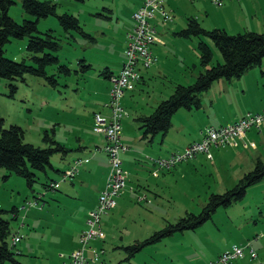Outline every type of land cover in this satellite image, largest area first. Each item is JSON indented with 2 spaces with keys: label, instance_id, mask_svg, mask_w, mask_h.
<instances>
[{
  "label": "rangeland",
  "instance_id": "obj_1",
  "mask_svg": "<svg viewBox=\"0 0 264 264\" xmlns=\"http://www.w3.org/2000/svg\"><path fill=\"white\" fill-rule=\"evenodd\" d=\"M53 1L57 4L56 14L69 12L77 15L80 25L94 36V40L78 29L66 31L55 14L40 17L37 21L38 30L43 32L51 28L60 37L62 45L55 53L60 63H66L71 72H58L56 86L48 83L43 76L28 72L17 79L1 78L0 116L3 118V126L16 123L23 128L24 141L46 146L48 142L43 136L47 131L65 144L68 148L67 156L61 158L60 152H56L50 157L54 166L65 170L72 164V161H68L71 155L84 154L77 149L79 136L86 143L91 137L105 138L102 132L93 129L94 115L98 112L93 113V110L109 97L110 79L102 71L106 65L114 72L119 71V60L124 56L128 32L133 25L131 13L140 0ZM230 2L234 8L227 7ZM163 6L172 18L164 21L159 10L154 12L151 22L156 27L160 41L150 46L152 54L157 55L156 60L162 63L163 72L150 75L144 73L142 81H137L132 89L124 90L123 117L129 122L126 123L123 119L125 129L138 130L135 118L137 115L152 111L157 102L172 93L178 82L192 83L199 71L222 61L221 53L210 37L202 36L212 50L210 63L203 66L197 46L199 36L182 37L174 33L185 25L187 17L195 16L203 27H223L231 34L247 30L264 31V0H226L221 6L211 0H165ZM8 12L19 22L23 18L33 17L24 11L21 0H14ZM27 39V36L11 38L4 44L3 54L34 64V52L26 48ZM152 46L161 50L158 52ZM83 57L92 64V68L81 75L75 70H80L79 59ZM156 60L150 67H145L147 71H152L150 68H154ZM56 70L55 64L46 66L47 74ZM144 71L140 65L139 72ZM9 82L16 84L12 94ZM219 82H225L229 89V95L219 96L214 104L215 111L219 114L231 117L248 110H264V56L261 63L249 67L239 77H220L214 80L212 93L218 89ZM91 89L96 91L94 95L98 94L97 98L100 97L102 101L93 100L94 95L89 96ZM222 89L221 92L226 91L225 88ZM124 128L122 126L121 133ZM176 129L169 128L163 143L160 141L161 132L155 134L152 141H146L147 150L153 153L147 155L156 159L166 158L171 152H182L174 144L167 146L168 142L177 137ZM245 134L248 137L243 139ZM245 134L241 140L237 139L240 141L238 143L220 145L219 148L212 146L209 149L210 156L198 152L178 161L171 169L159 167L158 174H154L149 158L139 156V159L133 160V164L141 166L134 165L133 170L127 166L126 186L116 196L115 206L101 217L105 235L89 242L97 251L102 250L96 263L89 264H99L101 258L104 264H202L215 258L216 250L230 247L232 243H248L244 255L235 258L232 264H264V178L248 185L240 199L227 206H219L211 217L194 229L175 231L156 242L144 245L129 259L125 258V245L149 236L186 212L197 213L210 193L222 192L233 186L245 172L254 167L257 157L264 160V122L249 128ZM45 170H35L36 179L30 187L23 176L8 173L5 168L0 167V208L5 210L0 212V217L10 221V244L13 234L20 235V240L14 246L16 251H23L22 254H16L18 259L34 264H68L70 252L80 247L78 238L81 231L75 243L69 241V215L77 224L82 221L80 215H77L81 209H75L81 197L71 195L70 199L76 201L46 204L41 210L42 201L35 199V196L38 193L48 196L52 193L55 196L64 194L66 192L63 187L80 186L82 181V186L85 187L99 181L100 176H93L92 181L80 178V174L76 173L69 178L73 181L71 184L69 179L60 181L61 170L57 171L50 166H46ZM52 179L59 181L61 187L52 189L42 184L44 181L50 183ZM13 206L17 207L14 212L11 210ZM46 213H50L51 218L39 217ZM87 216L85 213L83 217L85 228ZM251 249L256 253L257 260L250 255ZM85 254L91 256L88 249ZM3 264L11 263L5 261Z\"/></svg>",
  "mask_w": 264,
  "mask_h": 264
},
{
  "label": "trees",
  "instance_id": "obj_2",
  "mask_svg": "<svg viewBox=\"0 0 264 264\" xmlns=\"http://www.w3.org/2000/svg\"><path fill=\"white\" fill-rule=\"evenodd\" d=\"M13 2L14 0H0V79H17L28 72L43 76L48 83L56 86L58 83L56 74H59L58 72L69 74L71 69L66 63H60L55 53L62 45L60 37L56 36L51 28L40 32L37 28L38 19L49 14H55L60 25L66 31L72 28L78 29L90 39H93L92 34L83 29L77 15L69 12L56 14L57 4L53 0H21L24 11L33 16L23 18L21 22L15 20L8 12ZM174 33L182 37L199 36L197 46L200 63L203 66L210 63L212 50L202 36L210 37L220 51L222 61H217L205 67L203 71H199L192 83L175 84L172 93L159 101L150 113L138 116L139 127L142 129V136L144 137H151L157 132L164 133L170 126L171 115L179 107L198 106L200 93L206 90L215 79L239 77L249 67L261 63L264 56V31L247 30L231 34L223 27H203L195 16H189L186 18L185 25ZM24 36L28 37L26 48L34 52L32 54L34 64H28L23 59L9 58L3 54V46L6 42L10 41L11 38ZM38 52L41 54H36ZM79 61H81L80 70L75 71L80 72L81 75L92 68L91 63L87 62L84 57L80 58ZM50 64H55L57 70L47 74L46 66ZM102 73L108 78L113 72L104 69ZM9 86L10 94H12L16 89V84L9 82ZM106 109L108 112L107 107ZM23 133V128L16 123H11L7 127L3 126V118L0 116V167L5 168L8 173L14 172L23 176L28 185L32 187L36 179L35 170H45L46 166H51L50 157L52 154L60 152L63 155L68 151V148L47 131L43 136L44 140L48 142L46 146L24 141ZM262 178H264V160L257 157L254 167L245 172L233 186L222 192L210 193L197 213L186 212L176 221L167 223L149 236L143 239H135L125 245L126 258L134 255L144 245L156 242L175 231L194 229L211 217L219 206H227L240 199L245 194L248 185ZM42 184L50 187L47 181ZM16 209L17 207L13 206L11 210L14 212ZM2 211L5 210L0 208V212ZM10 233L9 219L0 217V264L5 261H9L11 264H26L16 257L18 251L14 249L15 244L8 242ZM253 258L257 260V256Z\"/></svg>",
  "mask_w": 264,
  "mask_h": 264
},
{
  "label": "built area",
  "instance_id": "obj_3",
  "mask_svg": "<svg viewBox=\"0 0 264 264\" xmlns=\"http://www.w3.org/2000/svg\"><path fill=\"white\" fill-rule=\"evenodd\" d=\"M214 4L221 6L226 0H211ZM164 0H142L131 14L133 25L128 32L126 46L124 48V61L119 71L109 75L110 86L108 100L105 106L108 108L106 114L97 112L94 115L95 123L93 129L102 132L106 142L101 149L106 152L110 168L106 177L105 185L100 190L95 206L88 210L86 228L83 229L78 238L80 247L73 249L69 254L68 264H88L89 260H98L100 252L92 248L89 242L92 239H101L105 233L101 226V216L116 204V196L126 186L127 172L122 166L120 153L126 149L121 140V120L125 114L121 98L124 90L132 89L140 78V65L149 66L156 60V56L150 50L151 44L159 42L156 27L151 22L154 12L159 10L164 21L170 20L172 15L164 8ZM264 122L263 111H246L234 121L220 124L218 126L208 125L203 129L202 137L188 143L182 152L171 153L168 157H158L154 162L158 167L170 168L182 159L189 158L198 152L207 153L212 146H222L228 143H236L246 131ZM87 161L85 157H76L72 164L61 173L60 181L74 176L79 168ZM59 181L53 179L49 186L57 187ZM20 239L17 233L12 236V244ZM247 244L234 243L229 248L222 250L215 258L202 264H232V261L243 255ZM92 248L91 257L85 254L86 249ZM252 257L256 253L251 249ZM253 264V263H251Z\"/></svg>",
  "mask_w": 264,
  "mask_h": 264
},
{
  "label": "crops",
  "instance_id": "obj_4",
  "mask_svg": "<svg viewBox=\"0 0 264 264\" xmlns=\"http://www.w3.org/2000/svg\"><path fill=\"white\" fill-rule=\"evenodd\" d=\"M141 2H142V0L139 1V3L134 7V9L137 6H139L141 4ZM164 2H165V0H164ZM229 6H230V8H234L233 5L231 4V2H230V4L227 7H229ZM185 23H186V21H185ZM92 40H94V36H93ZM151 48L155 49L158 52L161 50L159 47L155 48L154 46H152ZM156 59H157V57H156ZM123 61H124V56H122L121 60H119L120 65L118 67V70L122 66ZM91 66H92V64H91ZM153 66H154V68L153 67H152V69L150 68V70H152L150 72L147 71V69L145 67H142L143 69H145V71L144 72H140V78L138 79V81H142L143 80V74L144 73L150 75V74H154L155 72H158V73L159 72H163V68H162V63L161 62L157 61L156 63L153 64ZM105 69H109L110 72H114V70L109 65H106ZM114 73H116V72H114ZM218 81H220V80H218ZM213 87H214V84L212 82L210 84V86L206 90H204V91H202L200 93V104L198 106H196V107L195 106L194 107L193 106L192 107H184V108H180L179 107L178 109H176V111H174L173 114L176 115V116H173V114L171 115L170 126L168 127V129L164 133H161L162 136L160 138V141L162 143L164 142L165 136H166L167 131L169 130V128L175 127V128H177L176 129L177 130V133H176L177 137L172 139L170 142H168L167 146H169L171 144H174L175 148H177L179 150L180 149L183 150L184 147L188 143L193 142V141H197V140H199L202 137L203 129L206 126H208V125L218 126V125L223 124V123L231 122V121L236 120L237 118H239L241 115L244 114V113H240L241 115L237 114L235 116L232 115L231 117H226V115L219 114L217 111H215V105L214 104L217 103L219 96H222L224 94H227V96H228L229 95L228 94L229 89L227 88V85H225V82H219V84L217 86L218 89H216V91L214 93L211 92V89ZM222 88H225L226 91L221 92ZM94 94H96V91H94V89H91V94L89 93V96L90 95H94ZM97 95L96 96L94 95L92 97V98L95 97L93 100H96V99L98 100L99 99L100 101H102V99H100V97L97 98ZM122 100L123 99L121 98V102H122ZM106 101L107 100L104 99L103 103L100 102L99 106L97 108L95 107V109L93 110V113L95 111H100L102 113L103 112H107V109L105 107V102ZM89 103H91V102H89ZM181 109H182V112H179V110H181ZM176 113H178V114H176ZM146 114H148V113H141V114L137 115L135 118L138 121V119H137L138 116L146 115ZM123 119H124V121H126V123H129L127 118L123 117L122 120H121V130H122V126L124 128ZM139 124H140V122L138 121V125H137V129L138 130H136V128H134V130L133 129H125L124 128L123 133H121V140L126 145V149L121 151L120 158H121V161H122V166L127 172V178H128V171H127L128 167L127 166L132 167V168H130L132 170L134 169V165L141 166V164H133L132 163L133 160L139 159L140 158L139 156H142L144 158H149L151 160V163L153 164V167H152L153 169L152 170L154 171V174H158V171L160 169L157 166V164H155L154 159L152 157H149V155H147V154L151 155L153 153L149 152V150H147L148 149V144L146 142V141H152L153 138H154V135L159 133V132L155 133L151 137H144V136H142V129L139 127ZM126 125L127 124H125V127H126ZM130 130H132V131L129 132ZM245 135L246 136H244L243 139H246L248 137V134H245ZM249 137H252V135L249 134ZM241 139L242 138H240V140ZM105 142H106V140H105V138L103 136L102 137L98 136L97 139H94V138L91 137L89 139L88 143H86V141L84 139H81V137L79 136L77 149L79 150V152L80 151L84 152V154L80 155L81 153H76L75 155H71V157L68 159V161L71 162L75 157L81 156V157L87 158L86 163L83 164L80 167V169L78 170L77 173L80 174V178L82 177V178L89 179V180H92L93 176L99 175L100 176V180L99 181H97L95 183H90L88 185H85V187L82 186L83 181L80 184V186L73 185V186H69V188L63 187V189H64V191L66 193L57 194L56 196H55L54 193H52V195H50V196H48L47 194L44 195V193H40V194L38 193V196H35V199H37V200L40 199L42 201V203L40 204L42 206L41 210L44 208V206L46 204L51 205V203H56L57 204V203L62 202V201H64L65 203L71 202V201L72 202L76 201L75 199H70L72 197L71 195H75V196L79 195L81 197V199H79V203L77 204L75 209L76 210H80L81 209V211H79V214H77V215H80L82 221L79 224H77L71 219V216L69 215L70 221H71V225L69 227V236H70V240L69 241H70V243L72 242V244L75 243V241L77 240L79 232L82 231L83 229H85V227L83 225V223H84L83 217H85V213H87L88 210L92 209L95 206V204L97 202V200H96L97 195L99 194L100 190L105 185L106 177H107V174H108V171H109V161H108L107 154H106V152H104L101 149L102 145ZM238 142H240V141L237 140V143ZM90 146H92V148ZM219 147L220 146H216V148H219ZM86 150H89V153H86ZM66 153H64L63 155H61V153H60L61 158H64L65 156H67L68 154L66 155ZM171 153H173V152H171ZM200 153H202V152H200ZM50 161H51V159H50ZM152 164H150V165H152ZM50 167L52 169L57 170V171L61 170L59 167L54 166V164L52 162H51V166ZM169 169H171V168H169ZM42 171H46V170H42ZM152 175H153V173H152ZM69 183L73 184L72 179H69ZM58 187H61V185L59 186V184H58L57 187L52 188V189H56ZM33 194H34V192H33ZM51 199H53L54 201H51ZM36 203L38 204V201ZM50 216H51L50 213H46V214L40 215L39 217L41 219H43V218H48V217L51 218ZM64 216H66V214ZM64 223H65V221H64ZM101 226H102V222H101ZM72 244H71V246H72ZM92 248H94V247L92 246ZM92 248L88 249L91 252V255L93 254L92 253ZM226 248H228V247H224V248H220V249L216 250L215 251L216 256L222 250H224ZM22 253H23L22 249H18L17 254H22ZM89 257H91V256H89ZM125 258H126V256H125ZM129 258H126V259H129ZM96 261L97 260H89V263H96ZM23 263H25V262H23ZM26 264H34V263H26ZM99 264H104L102 258H101V261L99 262Z\"/></svg>",
  "mask_w": 264,
  "mask_h": 264
}]
</instances>
